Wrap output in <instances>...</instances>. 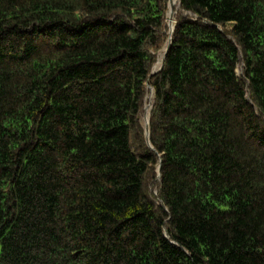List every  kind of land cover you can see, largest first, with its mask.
Listing matches in <instances>:
<instances>
[{"label": "trees", "instance_id": "16d2710c", "mask_svg": "<svg viewBox=\"0 0 264 264\" xmlns=\"http://www.w3.org/2000/svg\"><path fill=\"white\" fill-rule=\"evenodd\" d=\"M169 1L0 0V264H264V0H178L152 75Z\"/></svg>", "mask_w": 264, "mask_h": 264}, {"label": "water", "instance_id": "95a60500", "mask_svg": "<svg viewBox=\"0 0 264 264\" xmlns=\"http://www.w3.org/2000/svg\"><path fill=\"white\" fill-rule=\"evenodd\" d=\"M174 4H175L174 0H170V2H169V14H168V25H169V28H170L169 44H168L167 48L164 51L160 67L158 68V70H156L154 68L153 72H152V75H155L156 73H159L163 69L165 58H166L167 53H168V51L170 49V46H171V37H172L173 32H174V26H173V22H174L173 7H174ZM152 96H153V93H152ZM149 122H150V120L148 118H145V137H146L147 144L150 146ZM160 171H161V169H160V166H159L158 167V178H157V180L160 179Z\"/></svg>", "mask_w": 264, "mask_h": 264}, {"label": "rangeland", "instance_id": "374dc122", "mask_svg": "<svg viewBox=\"0 0 264 264\" xmlns=\"http://www.w3.org/2000/svg\"><path fill=\"white\" fill-rule=\"evenodd\" d=\"M177 2H178V1H177V0H175V6L177 5ZM173 12H174V8H173ZM160 58H161V56H160ZM148 100H149V99H148Z\"/></svg>", "mask_w": 264, "mask_h": 264}, {"label": "bare ground", "instance_id": "6f19581e", "mask_svg": "<svg viewBox=\"0 0 264 264\" xmlns=\"http://www.w3.org/2000/svg\"><path fill=\"white\" fill-rule=\"evenodd\" d=\"M161 60V59H160ZM160 60H159V62H160Z\"/></svg>", "mask_w": 264, "mask_h": 264}]
</instances>
